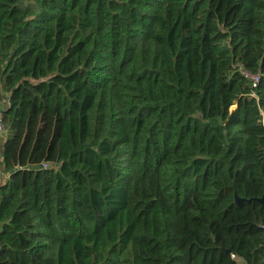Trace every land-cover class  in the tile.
<instances>
[{"label":"trees","instance_id":"1","mask_svg":"<svg viewBox=\"0 0 264 264\" xmlns=\"http://www.w3.org/2000/svg\"><path fill=\"white\" fill-rule=\"evenodd\" d=\"M31 1L0 0V264H264V0Z\"/></svg>","mask_w":264,"mask_h":264},{"label":"built area","instance_id":"2","mask_svg":"<svg viewBox=\"0 0 264 264\" xmlns=\"http://www.w3.org/2000/svg\"><path fill=\"white\" fill-rule=\"evenodd\" d=\"M242 72L244 75L248 76L251 80H252V84H256V82L259 79V74L258 73H250L245 69H242ZM8 103V98L7 97H3L0 98V133L4 132L6 130L4 124H3V120H2V111L4 109V107L7 105ZM218 158H221V155L218 156ZM46 164L43 163V166H45ZM2 171L0 168V181L2 180ZM233 255V254H232Z\"/></svg>","mask_w":264,"mask_h":264},{"label":"water","instance_id":"3","mask_svg":"<svg viewBox=\"0 0 264 264\" xmlns=\"http://www.w3.org/2000/svg\"><path fill=\"white\" fill-rule=\"evenodd\" d=\"M233 196H234V201H235L236 204H241L244 201L252 200V199H245V198L239 197L235 191L233 193ZM253 200H256V201H258V202H260L261 204L264 205V197L254 198Z\"/></svg>","mask_w":264,"mask_h":264},{"label":"rangeland","instance_id":"4","mask_svg":"<svg viewBox=\"0 0 264 264\" xmlns=\"http://www.w3.org/2000/svg\"><path fill=\"white\" fill-rule=\"evenodd\" d=\"M19 2H21L22 4H24V3H32L31 0H19ZM233 107L234 106H232V107H228L227 106V110L230 111ZM5 134H6V132H4L2 136H5ZM4 177H5V173L2 172V178H4Z\"/></svg>","mask_w":264,"mask_h":264},{"label":"crops","instance_id":"5","mask_svg":"<svg viewBox=\"0 0 264 264\" xmlns=\"http://www.w3.org/2000/svg\"><path fill=\"white\" fill-rule=\"evenodd\" d=\"M3 139L2 136H0V152L2 150V143H3ZM241 264H244V262H241Z\"/></svg>","mask_w":264,"mask_h":264}]
</instances>
